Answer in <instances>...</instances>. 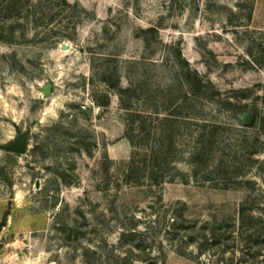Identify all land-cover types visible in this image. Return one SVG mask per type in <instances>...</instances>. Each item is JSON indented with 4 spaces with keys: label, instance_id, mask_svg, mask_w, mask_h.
I'll return each instance as SVG.
<instances>
[{
    "label": "rangeland",
    "instance_id": "rangeland-1",
    "mask_svg": "<svg viewBox=\"0 0 264 264\" xmlns=\"http://www.w3.org/2000/svg\"><path fill=\"white\" fill-rule=\"evenodd\" d=\"M0 264H264V0H0Z\"/></svg>",
    "mask_w": 264,
    "mask_h": 264
},
{
    "label": "water",
    "instance_id": "water-1",
    "mask_svg": "<svg viewBox=\"0 0 264 264\" xmlns=\"http://www.w3.org/2000/svg\"><path fill=\"white\" fill-rule=\"evenodd\" d=\"M63 49L67 48V45H62ZM52 84L50 82H47L42 87V93L46 96H49L51 94ZM6 148L10 151L16 152V153H24L26 151V144L21 141L19 143L9 144L6 146Z\"/></svg>",
    "mask_w": 264,
    "mask_h": 264
},
{
    "label": "trees",
    "instance_id": "trees-1",
    "mask_svg": "<svg viewBox=\"0 0 264 264\" xmlns=\"http://www.w3.org/2000/svg\"><path fill=\"white\" fill-rule=\"evenodd\" d=\"M114 85H116V83L114 84ZM133 117V115H131L130 116V118L128 119V123H134L135 122V119L134 118H132ZM138 117V116H137ZM136 118V117H135ZM133 141V140H132ZM243 214V213H242Z\"/></svg>",
    "mask_w": 264,
    "mask_h": 264
}]
</instances>
